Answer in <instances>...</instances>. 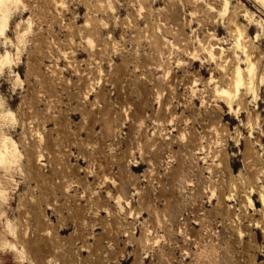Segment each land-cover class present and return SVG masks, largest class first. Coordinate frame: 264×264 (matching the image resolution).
Listing matches in <instances>:
<instances>
[{
    "label": "rangeland",
    "instance_id": "1",
    "mask_svg": "<svg viewBox=\"0 0 264 264\" xmlns=\"http://www.w3.org/2000/svg\"><path fill=\"white\" fill-rule=\"evenodd\" d=\"M0 264H264L259 0H0Z\"/></svg>",
    "mask_w": 264,
    "mask_h": 264
},
{
    "label": "bare ground",
    "instance_id": "2",
    "mask_svg": "<svg viewBox=\"0 0 264 264\" xmlns=\"http://www.w3.org/2000/svg\"><path fill=\"white\" fill-rule=\"evenodd\" d=\"M2 2V1H1ZM259 3L263 6L264 8V0H259ZM8 59V58H6ZM6 61V60H5ZM246 76H249L251 80L254 78V65H250L248 69L247 75H245L241 69L238 68V70L235 72V77L233 81V86H234V92L239 93L242 89L243 86L246 84ZM221 95L225 98H231L233 95L229 90H223L221 92Z\"/></svg>",
    "mask_w": 264,
    "mask_h": 264
}]
</instances>
